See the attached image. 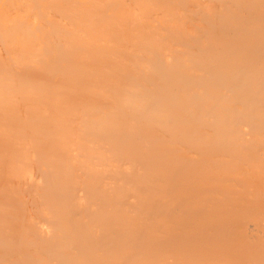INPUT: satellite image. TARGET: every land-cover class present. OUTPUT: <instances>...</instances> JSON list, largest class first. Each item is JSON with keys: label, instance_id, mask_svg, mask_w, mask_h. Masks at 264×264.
Wrapping results in <instances>:
<instances>
[{"label": "bare ground", "instance_id": "6f19581e", "mask_svg": "<svg viewBox=\"0 0 264 264\" xmlns=\"http://www.w3.org/2000/svg\"><path fill=\"white\" fill-rule=\"evenodd\" d=\"M0 264H264V0H0Z\"/></svg>", "mask_w": 264, "mask_h": 264}]
</instances>
